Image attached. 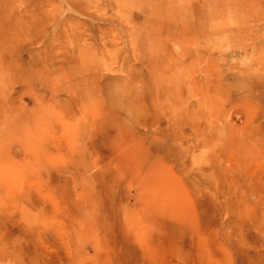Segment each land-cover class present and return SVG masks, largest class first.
<instances>
[{
	"label": "rangeland",
	"instance_id": "374dc122",
	"mask_svg": "<svg viewBox=\"0 0 264 264\" xmlns=\"http://www.w3.org/2000/svg\"><path fill=\"white\" fill-rule=\"evenodd\" d=\"M0 39V264H264V0H0Z\"/></svg>",
	"mask_w": 264,
	"mask_h": 264
},
{
	"label": "bare ground",
	"instance_id": "6f19581e",
	"mask_svg": "<svg viewBox=\"0 0 264 264\" xmlns=\"http://www.w3.org/2000/svg\"><path fill=\"white\" fill-rule=\"evenodd\" d=\"M208 1H210L212 3L213 0H208ZM214 26H215V23L213 21V22H210V24L206 27L208 35H210L212 37L215 34H217V32H216L217 28H215ZM162 28H163V25H158L157 24L156 28H155V31L160 32V33L163 32L166 36L169 37L170 36V29L166 28V29L162 30ZM178 28L180 30V34H189L190 32L191 33H193V32H197L198 33L199 32L198 34H200L202 32V30L204 29L203 25H200V22L195 24V21H194L193 18L191 20H186V21L181 22L180 24H178ZM106 29L107 30H112V27L109 26ZM101 36L105 40V43L103 44V46H105L106 42H110L111 44H114L113 40H111V41L107 40L106 41V37L108 36V33L101 32ZM135 41H136V39L134 38L133 33H132L131 34V38L129 39V45H130V48H131L130 51H133L135 48H139V46H137L138 42L134 43ZM4 42L5 41H2L0 44H2ZM178 42L179 41H177V43ZM147 44L150 45V41H147ZM157 45H160V44L157 43ZM155 63L157 64V65H155V68H158V66L160 65V62H159V60H157V56H156V62ZM164 77H165V74H164Z\"/></svg>",
	"mask_w": 264,
	"mask_h": 264
}]
</instances>
